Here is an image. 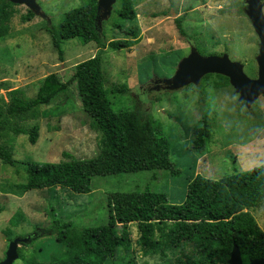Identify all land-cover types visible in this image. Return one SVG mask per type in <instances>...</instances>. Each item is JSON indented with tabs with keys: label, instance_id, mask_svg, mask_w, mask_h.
<instances>
[{
	"label": "rangeland",
	"instance_id": "1",
	"mask_svg": "<svg viewBox=\"0 0 264 264\" xmlns=\"http://www.w3.org/2000/svg\"><path fill=\"white\" fill-rule=\"evenodd\" d=\"M86 1L34 0L35 8L10 1L12 4L5 14H0V103L8 100L12 93L34 96L42 79L51 72L66 81L77 63L96 53V39L85 41L74 37L63 40L60 58L47 31L53 27L57 34L63 13ZM128 1L135 18L126 21L125 27H138V38L125 37L113 26L118 21L117 11L124 9L123 0H114L109 13L101 12L98 18L102 39L122 42L119 50L104 47V86L114 109L129 112L126 118L134 121L137 113L140 118L148 117L158 123L169 140V157L180 169L179 173L144 170L95 176L87 193H74L61 186L31 189L20 196L0 190V260L5 256L9 241L24 236L26 241L17 242V251L23 252L25 257L34 251L47 261L63 249L55 235L44 234L42 230L50 226L47 214L50 205L62 218L74 221L78 229L101 236V242L108 247L107 200L110 193L148 188L163 194L167 203L181 204L188 181L195 174L218 179L239 171L232 146L221 133L219 121L208 116L211 100L223 99L234 87L229 78L224 82L219 73L211 72L179 86L165 81L179 70L181 60L192 53L200 56L227 54L231 60L242 64L246 75L256 78L260 41L248 15L249 0ZM258 2L264 15V0ZM28 11H32L33 16L25 20ZM177 17L182 18L183 34L176 26ZM57 37L61 39L58 34ZM114 86H125L128 90L111 93ZM261 97L264 95L253 102ZM37 109V117L26 113L22 122L10 119L12 125L27 130L38 124L35 143L29 142L27 134H14L3 126L6 128L0 143L10 151L15 162L9 165L0 161L2 186L23 182L27 162L60 161L64 159L63 151L83 159L99 151L101 133L92 127L90 117L83 111L75 83L50 104ZM250 113L254 120L264 122V112L250 109ZM202 116L207 119L210 137L204 150L199 152L192 147V137ZM18 209L23 212L24 219L11 227L8 220ZM247 210L264 231V201ZM128 227L131 248L115 246L103 264H125L129 259L137 264L160 263L158 254L146 253L137 243V223L131 222ZM8 228L10 235L2 232ZM33 237L35 239L31 240ZM22 262L18 257L13 264Z\"/></svg>",
	"mask_w": 264,
	"mask_h": 264
},
{
	"label": "trees",
	"instance_id": "2",
	"mask_svg": "<svg viewBox=\"0 0 264 264\" xmlns=\"http://www.w3.org/2000/svg\"><path fill=\"white\" fill-rule=\"evenodd\" d=\"M11 4L8 0H0V14H5ZM122 4L124 9L117 11L118 21L113 26L125 37L138 38V27H125L126 21L135 18L130 11V3L123 0ZM97 15V0H87L85 4L63 13L57 31L61 39H58L53 27L47 28L60 58L63 40L74 37L84 38L85 41L96 39L97 51L77 63L66 81L51 72L42 79L34 96L10 94L8 100L0 103V136L7 127L13 133L27 134L29 142L35 143L38 124H33L27 130L12 125L10 119L22 122L26 119V113L30 117L32 114L37 117L40 105L50 104L58 94L66 93L69 86L75 83L83 111L90 117L92 127L101 133L98 153L80 159L63 151L64 159L60 161L27 162L25 180L0 185L2 192L20 196L31 189L61 186L74 193H87L95 176L144 170H168L174 175L179 173L180 169L169 157V140L162 134L157 122L148 117L140 118L137 113L132 121L126 118L128 111L114 109L104 86L102 54L104 47L121 49L122 42L102 39ZM32 16L33 12L28 11L24 19ZM176 26L183 34L181 17L176 18ZM218 76L228 82L227 76ZM126 90L125 86H114L110 92ZM200 122L193 129L192 137V147L199 152L204 150L210 137L206 117L202 116ZM0 161L9 165L15 162L10 151L1 143ZM262 201L264 171L260 170L250 174L233 172L218 179L195 174L188 181L181 204L167 203L163 194L148 188L142 191H114L107 200L108 247L101 242V236L78 229L74 221L62 218L50 205L47 212L50 226L42 230L44 234L55 235V240L63 249L56 251L47 261L34 251L27 257L18 251V257L23 261L21 264H103L115 246L131 248L128 226L136 222L139 231L137 243L146 253L158 254L161 258L158 264H228L234 245L238 246L242 261L247 264L264 257V231L247 210ZM22 219L24 214L18 209L10 216L9 226H17ZM2 232L10 235L11 229ZM125 264L137 263L129 259Z\"/></svg>",
	"mask_w": 264,
	"mask_h": 264
},
{
	"label": "water",
	"instance_id": "3",
	"mask_svg": "<svg viewBox=\"0 0 264 264\" xmlns=\"http://www.w3.org/2000/svg\"><path fill=\"white\" fill-rule=\"evenodd\" d=\"M14 3H26L35 8L34 0H10ZM114 0H97V19L101 12L108 14L111 4ZM248 15L251 19L252 26L259 38V53L256 58L258 71L257 77L251 78L243 71L240 62L231 60L227 54L200 56L198 53H192L188 57H184L179 63V70L175 75L166 79V83L171 86H179L185 84L196 77L205 73H219L229 78L230 82L240 92L245 100L254 101L259 95H264V15L258 0H249ZM23 239L15 238L8 243L5 256L0 260V264H13L18 258L17 242ZM228 264H244L241 258L240 250L234 245L230 251ZM247 264H264V257L256 258Z\"/></svg>",
	"mask_w": 264,
	"mask_h": 264
},
{
	"label": "clouds",
	"instance_id": "4",
	"mask_svg": "<svg viewBox=\"0 0 264 264\" xmlns=\"http://www.w3.org/2000/svg\"><path fill=\"white\" fill-rule=\"evenodd\" d=\"M252 111L264 112V97L245 100L234 87L223 99L209 103V118L219 121L221 133L229 139L242 174L264 171V122L251 117Z\"/></svg>",
	"mask_w": 264,
	"mask_h": 264
}]
</instances>
